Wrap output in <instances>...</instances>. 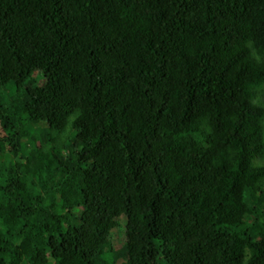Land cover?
Masks as SVG:
<instances>
[{"label":"trees","instance_id":"obj_1","mask_svg":"<svg viewBox=\"0 0 264 264\" xmlns=\"http://www.w3.org/2000/svg\"><path fill=\"white\" fill-rule=\"evenodd\" d=\"M0 264H264V0H0Z\"/></svg>","mask_w":264,"mask_h":264},{"label":"rangeland","instance_id":"obj_2","mask_svg":"<svg viewBox=\"0 0 264 264\" xmlns=\"http://www.w3.org/2000/svg\"><path fill=\"white\" fill-rule=\"evenodd\" d=\"M122 225H123V223L120 222V223H119V226L121 227ZM113 240H114V245H115V246H116L117 244H119V243H118V240H120V234H117V233H116V234L114 235Z\"/></svg>","mask_w":264,"mask_h":264}]
</instances>
